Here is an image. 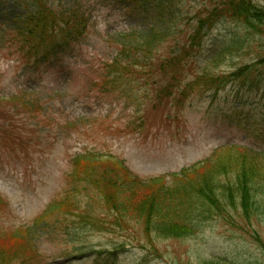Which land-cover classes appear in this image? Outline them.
Returning <instances> with one entry per match:
<instances>
[{
    "label": "rangeland",
    "instance_id": "1",
    "mask_svg": "<svg viewBox=\"0 0 264 264\" xmlns=\"http://www.w3.org/2000/svg\"><path fill=\"white\" fill-rule=\"evenodd\" d=\"M50 1L55 5L64 3V0ZM79 1L90 10V25L83 56L77 55L70 62L73 71L79 69L76 75L34 76V73H26L25 60L19 59L18 54L0 53V104L3 107L0 109V197L7 205L0 211L2 232L28 225L67 189L66 195L78 205L85 204L88 199L80 183H75L72 188L71 180L68 185L65 179L70 157L82 151L118 156L130 171L142 178L177 173L225 145L264 151V66L251 68L264 58V37L250 35L229 22L218 24L207 34L203 52L183 72V83L205 66L209 67L219 50L235 43H241L240 47L229 50L226 58L215 65L214 72L229 74L244 66L251 69L248 78L228 83L216 95L213 91L203 95L192 93L179 108L175 101L185 100L180 96L183 89L180 86L172 89L169 97L165 95L159 106L160 92L151 79L144 77L139 87L107 99L104 94H98V88L89 90L96 67L105 58L109 60L113 56L103 43L112 35L143 28L144 24L133 13L126 14L127 4L122 8V4L114 0ZM149 1L152 4L160 1L167 9L171 8L170 16L178 26L177 31L176 26L168 28V39L159 45L158 55L165 59L178 54L177 50L185 43L196 18L217 2ZM253 1L264 7V0ZM158 24L166 27L168 18ZM0 43L4 47L3 42ZM82 70L84 78L81 77ZM154 77L159 84L165 83L160 73H155ZM30 94L42 104L40 114L44 116L38 118L41 125L35 127L31 120H22L15 113L11 102L8 106L5 104L8 98ZM128 96L131 101H128L129 107L124 108ZM173 110L180 111L181 115L177 112L174 117L165 115ZM10 118L14 127L6 129ZM78 119L81 120L76 129L74 124ZM142 120L144 128L139 129ZM15 127L19 128V133H13ZM254 160L224 152L218 157L212 173L228 169L239 161ZM175 184L166 180L163 186L173 188ZM150 192L152 190L143 188L120 206L124 224L133 227L131 234L112 227L113 219L98 199L86 208L92 216L93 226L90 221L83 222L74 216L78 212L64 216L54 212L48 218L49 225L43 222L36 228V241L31 249L37 258L32 264L35 261L39 264H92L91 254L75 258L74 250L107 252L114 250V245H125L127 249L117 257L115 264H219L217 260L225 264H264V216L248 222L242 218L240 209L228 208L227 213L217 217L205 215L206 219H198V227L187 237L156 239L144 233V211L148 203L143 196ZM140 204H144V208ZM150 219L148 226L152 230L164 232L166 227L173 225L154 217ZM149 242L156 252L148 246ZM14 244L0 238V254ZM2 255L1 264H4L8 256ZM73 259L76 261L70 262Z\"/></svg>",
    "mask_w": 264,
    "mask_h": 264
},
{
    "label": "trees",
    "instance_id": "2",
    "mask_svg": "<svg viewBox=\"0 0 264 264\" xmlns=\"http://www.w3.org/2000/svg\"><path fill=\"white\" fill-rule=\"evenodd\" d=\"M124 1L133 4L132 12L146 22L147 28L117 36L112 40L111 46L115 48V55L112 61L105 65L109 70L104 72L105 78L102 80L106 93L127 87V84L135 81V76L144 75L154 79L153 75L160 73L165 83L159 84L158 91L163 92V96H170L172 89H179L181 86L183 89L180 90V96L188 98L194 92L219 91L234 80L250 76L251 69L247 66L229 74L214 72L215 65L226 58L225 54L229 50L240 47L241 43H235L231 47L219 50L216 56L212 57L210 66H205L191 80L185 83L182 81L183 72L189 69V63L203 52L205 35L216 25L229 22L250 35L264 37L262 5L253 0H217L211 9L197 18L186 42L178 48V54L169 55V58L165 59L158 55L159 45L166 41L165 36L169 34L170 29H158V22L169 16V28L176 26L175 19L170 16L172 9H167L160 1L156 4L149 0ZM4 3V0L0 1V6ZM75 3L76 1L73 5L55 6L48 0H12L11 4L17 12L11 10L12 15L6 16L2 11L0 18H3L5 23L18 25L20 34L25 36L24 44L29 48V52L39 55L40 60L46 61L57 50L67 51V44L73 36L84 35L89 24V10L74 6ZM177 29L178 26L175 31ZM257 66H264V58L250 67L254 69ZM176 103L181 104V101L176 100ZM224 152L248 156L255 160L239 161L228 169L212 173L218 157ZM104 157L107 159L102 160L100 155L91 152L74 157L71 161V183L72 185L80 183L79 186L83 187L88 200L85 204L78 205L76 200L65 195L56 200L48 208L49 211L54 210L63 214L78 212L76 215L83 222L90 221L93 226L92 216L86 208L98 199L105 205V211L113 219L112 227L118 232L126 231L131 234L133 227L131 229L128 224H124L120 206L126 198L135 196L137 191L147 188L152 192L143 196L148 203L144 211V233L148 237L165 240H180L187 237L198 227V219H206L205 215L217 217L227 213L228 208L240 209L242 218L248 222L264 216V151L255 152L240 146L220 147L202 163L172 176L170 180L177 184L173 188L163 186L164 179L145 182L129 172L123 166V162L111 159L110 155ZM101 169L103 171L100 173ZM140 206L144 208V204ZM80 208L84 211H80ZM150 217L160 219L163 223L171 222L173 225L166 227L164 232L152 230L148 226V222L152 221ZM0 238L15 243L13 247L4 248L2 251V254L8 256L4 264H12L16 260L19 264H28L31 257L29 250L26 249L34 239L30 230L0 234ZM149 244L150 247L151 243ZM124 246L114 245L113 251L122 250ZM150 248L156 252L153 247ZM2 254L0 264L4 259ZM109 255L114 254L109 251ZM217 261L219 264H225L224 261ZM95 264L105 263L98 258Z\"/></svg>",
    "mask_w": 264,
    "mask_h": 264
}]
</instances>
